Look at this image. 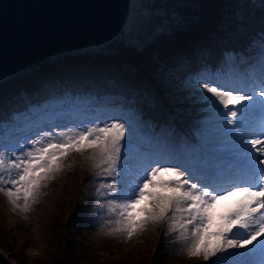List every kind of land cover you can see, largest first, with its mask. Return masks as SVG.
Here are the masks:
<instances>
[{
    "label": "rangeland",
    "instance_id": "374dc122",
    "mask_svg": "<svg viewBox=\"0 0 264 264\" xmlns=\"http://www.w3.org/2000/svg\"><path fill=\"white\" fill-rule=\"evenodd\" d=\"M127 11L122 31L108 42L109 45L106 42L78 49L82 52L75 51L76 54L65 56L61 59L62 63L70 62L74 65L78 61L92 60L87 56H94L101 61L104 60L103 57L112 61L119 57L130 59L137 51L140 53L149 49L148 54L144 56L146 60L141 62L149 63L148 66L135 67V64L130 62L132 65L130 68L121 69L123 78L126 75L135 78V82H131L124 92L125 95L131 94L126 100L130 104L134 102L136 107L140 105L147 115L154 114L156 118H167L162 115H168L175 118L183 127L187 125L181 131L174 128L176 135L168 137L170 148L175 153L188 147L189 150L207 154L212 150V146L205 145L201 148L198 131L208 115V110L194 96H190L187 109L191 114L186 113L185 93H188V90L194 92L195 79L190 81L185 77L183 73L185 70L177 67L178 63L172 60L176 56L172 55L176 52L191 51L192 61L186 63L189 67L193 66L195 61L217 64L220 60L219 55L213 51V55L202 51L206 48H216L218 45L223 47L225 41H233L243 34L251 33L252 26H256L255 22L260 23L264 17V0H129ZM124 46L126 48H123ZM131 47L135 52L130 51ZM259 56L260 54L253 56V64L258 62ZM157 59H160V62ZM250 61L242 64L249 66ZM99 73L100 71L97 72ZM220 73L221 69L217 74ZM79 74L80 72L76 70L67 76V80H72ZM198 74L200 76L203 73ZM49 87L41 88L31 101L34 103L41 99L43 103L34 105L21 95L20 98L7 101V105L0 106V132L7 127L20 126L17 130L6 132L5 135L2 132L0 143L11 149L17 141L23 143L27 138L36 137V133L41 130L54 135L60 131H68L70 127L110 123L128 118L130 115L138 118L140 124L135 128L134 136L129 137L126 132V137L131 140L133 146L139 144L146 154L154 152V146L148 143L149 140L168 135V130L161 127L148 131L145 128L146 131H142L143 116L133 111L129 113L126 106L112 107L115 102L124 103L121 98L105 95L103 98L86 96L88 99L85 100L90 99L91 104L83 102L85 97H79L80 100L73 104L74 96L61 97L58 87ZM75 95L78 98L79 94ZM160 98L162 102L159 101ZM28 104L34 106L30 105L32 109L20 114L22 108ZM162 109L166 111L164 114L160 111ZM42 110H56V114H46L31 121V118ZM168 111L175 113L170 115ZM5 117L10 124H7ZM25 122H28L27 128L23 125ZM154 134L159 136H153ZM90 155L91 152L83 156L74 152L69 153L63 160V169L56 175V180L51 181L52 184L45 195L41 191L35 202H30L27 211L23 210V199L17 202L18 206L14 205L6 192L0 191V252L4 257L6 256L12 264H201L199 259L188 257L186 246L180 241L177 232L170 231L167 219L159 222L160 226L157 223L147 224L131 239L125 234L115 233L114 222L118 216L109 212L111 205L107 202L112 194L106 189H100V184L111 183L112 177L101 175L100 170L87 158ZM9 156L14 158L10 151L0 152V163L6 164ZM83 163L84 176H87L84 179L81 173L80 175L75 173L79 170L77 167ZM73 170L75 172L72 178L76 179L67 177V172ZM81 180L83 188L79 187ZM98 190L105 194L98 195ZM79 191L80 193L83 191L84 194L88 192V199L85 196L79 198ZM75 200L77 209L83 211V217L80 220L76 212L74 222L68 228L66 222L71 213L68 211L70 209L68 201ZM235 200L236 197H231L227 201H220L216 211L218 213L226 211ZM150 224H156L159 230L174 236L173 257L163 254L165 251L160 247L157 251V239L149 238L155 236ZM145 231L151 235H145ZM65 234L77 235L74 238L72 236L67 242Z\"/></svg>",
    "mask_w": 264,
    "mask_h": 264
},
{
    "label": "snow or ice",
    "instance_id": "6c2138e0",
    "mask_svg": "<svg viewBox=\"0 0 264 264\" xmlns=\"http://www.w3.org/2000/svg\"><path fill=\"white\" fill-rule=\"evenodd\" d=\"M260 35L256 64L241 71L228 52L227 78L205 71L195 79L194 98L208 110L198 131L201 148L212 146L207 154L188 147L175 153L171 127L167 136L148 141L154 152L146 154L126 137L140 124L134 115L54 135L41 130L11 149L0 143V152L14 154L0 163V191L14 205L23 199L27 211L69 153L91 152L93 166L112 177L100 189L112 194L107 202L118 216L115 233L131 239L147 224L167 219L189 258L264 264V29ZM231 197L233 205L218 213L217 204Z\"/></svg>",
    "mask_w": 264,
    "mask_h": 264
},
{
    "label": "trees",
    "instance_id": "16d2710c",
    "mask_svg": "<svg viewBox=\"0 0 264 264\" xmlns=\"http://www.w3.org/2000/svg\"><path fill=\"white\" fill-rule=\"evenodd\" d=\"M193 6L194 5L192 3V8H193ZM194 9L195 8H193V10ZM194 12H195V10H194ZM195 15L196 14H194V17H195ZM255 24H256V26L255 27L252 26V28H251L252 29L251 33L243 34L242 36H240V38H237L233 41L232 40L225 41L222 44L223 47H220V45H218L216 48L215 47L206 48V50H204L202 52H207V53L213 55L212 54V51H213L217 55L221 56L219 62H220V65L222 67L225 63L226 58H227L225 56L226 52L231 53L232 49L235 47V45H238L237 47H239V46H241V44L251 43L253 39H255L256 37H258L261 34V30L264 29V17L260 23H257V21H256ZM168 31H170V30H168ZM113 39H114V37H113ZM108 42H107V44L109 45ZM123 48H126V47L124 46ZM108 49L106 51H108ZM257 49H258V46L255 47L253 50H257ZM130 51L135 52L133 47L130 48ZM76 52L81 53L82 51H76ZM76 52L74 51V52H66L64 54H57L54 57L43 60V62L40 64L33 65L32 67H28V68L23 69L21 72H19L18 74L14 75V76L2 79L0 81V106L7 105L8 104V103H6L7 101H9L12 98H20L21 95L23 97H26L27 99H29L28 102H30L34 105H37L39 103H43V101L41 99H37L36 102H34V103L31 101H33L34 97H36V95L41 90V88L45 89V87L50 86L49 88L58 87V89H60V91H61L60 92L61 97L68 96V95L74 96V98H72L74 100L73 104L75 103L76 100H80L79 97H85V98H83V100H85L87 98L86 96H92L95 94H96L95 97H97V98H103L104 95L110 96V97L121 98L125 102L124 103L115 102L114 104H112L113 105L112 107H124V106H126V110H128V108H129V113L131 111H133L135 113H138L140 116H143L142 119H144V121L146 122L147 131L150 130L151 128L158 129L159 127L166 128L167 130L171 127V128H175L178 131H181L182 129H184L187 126L186 122H185L186 126L183 127L182 125L179 124V122L175 118L173 119V118H171V116H168V115H162V116H166L167 118H156V117H154V114H152L151 116L147 115L144 112V110L140 107V105L138 107H136L133 104L134 102H132L130 104V102L128 100H126L127 97L131 94L125 95L124 92L126 91V89L129 88V85L132 84L131 82H135L134 81L135 78H131L130 76H127V75L126 76L124 75L125 77L123 78L121 69L130 68L132 66L131 64H129L130 62H133L135 64V65L133 64L135 67H137V66H143V67L148 66L149 63L148 64H142L141 62L146 60V57H144V56L148 54L149 49L143 50L140 53H137V52H139V51H137L136 53H134V55L132 57H130V59H124L122 57H119L116 61H112L110 58L105 59L103 57L104 60L101 61L99 59H96L94 56H87V57H91L92 60L86 61V62L85 61H78V63L74 64V65H71L70 62L62 63L63 62L61 60L62 58H64L67 55L76 54ZM190 52L191 51L176 52L175 54L172 55V56H176L172 60H173V62L178 63L177 67H181L183 71L185 70L183 73H185V76H189L188 77L189 80L192 81L193 79H195V71L201 72L204 69H206L207 66H206V64L198 63L197 61H195L194 65L191 67L187 66L186 63L192 61V55H191L192 53H190ZM157 61L160 62V59H157ZM183 65H185L186 67L185 66L182 67ZM76 70L80 72L79 76L72 79V80H67L68 79L67 76L69 74H72ZM169 70L171 71V69H169ZM96 71L97 72L100 71V73L97 74ZM159 74H160V72H159ZM72 92H74V94ZM85 92L87 94H85ZM75 93L77 95L79 94L78 98H76ZM122 96H124L125 99L122 98ZM172 96L173 95H171V98H172ZM190 96H194V92L188 90V93H185L186 113H188V115L191 114L190 111L187 109V105L190 103V100H189ZM68 101L71 102L70 100H68ZM159 101L162 102V98H160ZM45 102H47V101H45ZM61 102H62V100L59 101V103H61ZM127 102H129L130 105L127 104ZM30 105L31 104H28L27 107L22 108V110L20 111V114H22L24 112H28V110L32 109L31 107L34 105H31V107H30ZM194 106L196 107V104ZM160 111L163 112V114L166 112L163 109ZM47 113H56V110H54V111L42 110L41 112H38L37 115H34L31 118V120H33L36 117L37 118L38 117H44ZM81 113H79V114H81ZM168 113L170 115H172L175 112L174 111H168ZM16 115H18V114H16ZM124 116H125V114H124ZM158 116H160V115H158ZM5 121L7 122V124H10V122L7 120L6 117H5ZM154 125H156V126H154ZM146 127H142V131H146V129H145ZM2 132H5V130L0 132V137H1ZM84 166H85V164L83 163V165L81 164L80 167H77L79 169V170H77V172H75L74 170L71 172H67V177L72 178L74 175V172L78 173V174L81 173L82 176H84ZM80 170H81V172H80ZM85 177H87V176H84L83 179ZM72 179H76V177H74ZM52 182H54V180H52ZM52 182L47 183V186L42 188L41 191H42L43 195H45L46 191L48 190V188L52 184ZM79 187L83 188V181L82 180L79 183ZM77 193H78V191H77ZM78 196H79V198L82 196H85L86 199H88V192L86 194H84L83 191H81V193L79 191ZM68 203L70 205L69 206L70 209H68V211L71 213H70L68 220L66 219L67 220L66 223H67L68 228H70V225L73 224V222H74V216L76 215V212H78L79 218L81 220L83 217V211H81V209H77V200H75V202L74 201H72V202L68 201ZM89 213H91V212H89ZM80 226H81V223H80ZM150 229L153 231L155 236L149 237V238L153 239V240L157 239V242H156L157 243V247H156L157 251L160 247L162 250L165 251V252H163V254H165L166 256H169V257H173V254H172L173 242L171 241L172 236L163 230H159L156 225H150ZM144 233H145V235H151L147 231H145ZM65 235L67 237V242H68V241H70L72 236L74 238V236L77 234H73V235L72 234L71 235L65 234ZM82 236H85V234H82ZM199 260H200L201 264H205L204 261H202L201 259H199Z\"/></svg>",
    "mask_w": 264,
    "mask_h": 264
},
{
    "label": "water",
    "instance_id": "95a60500",
    "mask_svg": "<svg viewBox=\"0 0 264 264\" xmlns=\"http://www.w3.org/2000/svg\"><path fill=\"white\" fill-rule=\"evenodd\" d=\"M129 0H0V80L122 31ZM0 264H12L0 252Z\"/></svg>",
    "mask_w": 264,
    "mask_h": 264
}]
</instances>
